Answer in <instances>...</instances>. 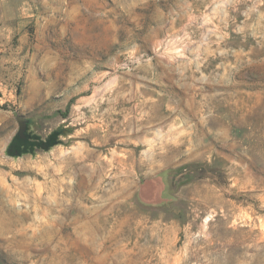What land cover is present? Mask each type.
<instances>
[{"label":"rangeland","instance_id":"rangeland-1","mask_svg":"<svg viewBox=\"0 0 264 264\" xmlns=\"http://www.w3.org/2000/svg\"><path fill=\"white\" fill-rule=\"evenodd\" d=\"M0 264H264V0H0Z\"/></svg>","mask_w":264,"mask_h":264},{"label":"trees","instance_id":"trees-1","mask_svg":"<svg viewBox=\"0 0 264 264\" xmlns=\"http://www.w3.org/2000/svg\"><path fill=\"white\" fill-rule=\"evenodd\" d=\"M25 139H18L17 134L12 138L8 150L10 153H20L24 151H30L35 149L36 147L39 148H47L50 147L55 143V134L50 136L47 140H31L28 133H26ZM37 138L36 136H33ZM17 141V142H16ZM15 143H17L15 145Z\"/></svg>","mask_w":264,"mask_h":264},{"label":"water","instance_id":"water-1","mask_svg":"<svg viewBox=\"0 0 264 264\" xmlns=\"http://www.w3.org/2000/svg\"><path fill=\"white\" fill-rule=\"evenodd\" d=\"M17 120L19 122V130L17 132L18 139H25L26 138V131L28 128V122H27L26 118L22 115H18Z\"/></svg>","mask_w":264,"mask_h":264},{"label":"flooded vegetation","instance_id":"flooded-vegetation-1","mask_svg":"<svg viewBox=\"0 0 264 264\" xmlns=\"http://www.w3.org/2000/svg\"><path fill=\"white\" fill-rule=\"evenodd\" d=\"M27 137V136H26ZM17 143H15V145H16Z\"/></svg>","mask_w":264,"mask_h":264}]
</instances>
